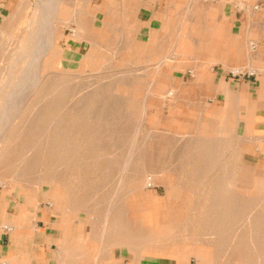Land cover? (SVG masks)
Wrapping results in <instances>:
<instances>
[{
	"label": "rangeland",
	"instance_id": "obj_1",
	"mask_svg": "<svg viewBox=\"0 0 264 264\" xmlns=\"http://www.w3.org/2000/svg\"><path fill=\"white\" fill-rule=\"evenodd\" d=\"M18 1L0 0V85L11 68L14 74L24 67L39 71L43 78L29 95L25 114L12 122L22 130L16 128L0 142V205L18 212L29 203L58 209L69 221L79 215L98 232L107 221L105 236L120 237L130 247L137 244L145 256L179 264H264V130L250 133L242 127L237 134L236 122L222 115L220 107L202 111L185 101L191 54L201 52L194 38L211 33L214 24L224 36L218 25L221 2L177 0L168 16L189 35L185 44L190 56L168 59L159 70L158 58L147 47L150 42L132 39L136 0H88L97 16L84 15L88 20L82 27L99 43L92 46L91 60L83 58L88 40L71 55L72 46H79L68 39L73 37L70 22L55 24L61 35L42 61L33 58V46L23 51L20 66H13L8 57L26 25L42 19L35 17L39 0H27L30 6L18 23L6 20ZM68 1L77 7L84 2ZM226 1L237 11L246 35L251 30L264 40V0H243L256 4L252 16L238 7V0ZM106 10L110 29L101 22ZM247 67L235 81L256 76ZM174 82L180 86L179 97L175 86L170 87ZM242 86L247 104L250 93ZM168 91L175 97H167Z\"/></svg>",
	"mask_w": 264,
	"mask_h": 264
},
{
	"label": "crops",
	"instance_id": "obj_2",
	"mask_svg": "<svg viewBox=\"0 0 264 264\" xmlns=\"http://www.w3.org/2000/svg\"><path fill=\"white\" fill-rule=\"evenodd\" d=\"M136 2L138 12L132 22V39L138 43L150 42L151 46L147 47L153 49L152 56L158 58V62L164 58L190 56L185 44L189 35L182 32V24L168 16V10L174 8L177 0ZM220 6L223 19L218 25H222L224 36L217 33L214 24L211 33L194 38V42L200 44L196 48L201 52L191 54L194 60L187 68L190 79L183 83L190 87L185 101L192 109L200 107L202 111H207L212 105L220 107L222 115L236 122L234 131L237 134L242 127L250 133L264 130V68L253 72L256 76L250 77L247 82H244L246 78L237 82L236 77L227 76L230 67L247 63L249 53L264 55V40L258 39L253 32L251 38L255 39L256 47L250 51L246 45L249 39L237 19V11L232 9L230 1L224 0ZM166 48L168 53L164 52ZM251 63L256 65L258 61ZM170 64L175 67L177 61H170ZM242 83L248 86L250 93L251 101L247 104L241 98ZM172 86H175L176 96L179 97V84L176 86L174 82L170 84ZM48 204L52 205L51 202ZM75 216L69 221L58 209L33 208L30 203L19 212L16 207L4 209L0 205V264H179L175 259L145 256L140 253L137 244L130 247L120 237L114 239L103 234L101 239L100 231L91 222L82 223L79 215L78 218Z\"/></svg>",
	"mask_w": 264,
	"mask_h": 264
},
{
	"label": "bare ground",
	"instance_id": "obj_3",
	"mask_svg": "<svg viewBox=\"0 0 264 264\" xmlns=\"http://www.w3.org/2000/svg\"><path fill=\"white\" fill-rule=\"evenodd\" d=\"M220 2H221L220 4H223L224 3V0H222ZM38 3L40 4L39 5L40 7L37 9L38 10V13L35 14V17L42 18L44 20L41 19V21H39V22L32 20V22H30V23H28V25H26L27 26L26 33L23 32L25 34L24 37H23V39L21 41L20 40L17 41L16 47L14 48L13 51H11V50L8 51L9 53L11 51V55L8 57V58H11V61H10L11 65H13V66L14 65H19L20 64V61L24 58L23 51H25V49H27L28 47L32 48L33 46H34V49L36 51V54H33L34 57L33 56L32 57L35 60H37V61H42L44 59L45 55L48 53V50H49L50 46L54 45L55 42L58 40V37L61 35L60 33H57L56 32V29L57 28H54L55 27V24H57V23L68 24L70 22H72L74 24V28H72L73 33L71 34L73 37H68V39H72V42L73 43H76L77 42L78 43V46H79L78 48L73 47L74 45L72 46V48H71V55L73 56L76 53H78V50L81 49L80 43H83L84 40H88L87 42L89 43V47H88L87 51L83 53V58L86 59V60H88V61L91 60L92 59V56H94V53H95L94 52V49L91 51L92 46L95 45V48H96V46L99 43H98V41L96 39H94V38H92L90 36L91 34H90V31L89 30L83 29V27H82V26H84L83 24L85 23V21L87 19V18H84V15H88L89 18H90V16H91V18H95L97 16L96 13L93 14V10L91 9V7H89V5H88L89 4V1L88 0H84L83 6H79V7H77V4L75 2H74L75 4L74 3L71 4V3H69L68 0H39ZM114 3L116 4V2H114ZM237 4H238V7L240 9L245 8L246 11L251 16L252 15H255L257 13L256 10H255V9H257L256 4L255 5H248L246 3V1L243 2V0H238L237 1ZM70 5H71V7H70ZM28 6H30V3L27 2V0H19L16 3V5H15L14 11L12 12V14L6 20L15 18L16 19V22H17V19L20 18V15L22 14V12L26 8H28ZM84 7L86 8L85 10L83 9ZM82 14H83V16H82ZM109 14L110 13L107 12V10H106L105 11V14H104V18L101 19L102 25L104 26L105 29H110L111 28L110 26L113 24V22L111 20H109V17H108ZM37 23H39V25L41 27H39V28L37 27L36 28V24ZM8 27H10V26H8ZM47 27H49V29ZM21 31H19V32H21ZM9 35H11V34H9ZM253 35H254L253 32H248L247 35H246V38L249 39V41H247L246 45H247V47H248V49L250 51H253L255 49V47H256V41H255V39L251 38ZM27 39H28L29 42L30 41L33 42V44L32 45H29L31 43H28L26 41ZM3 43H5V42H3ZM7 48H9V46ZM35 51L33 53H35ZM258 55H259V53H256V54H254V52H252V54L249 53L248 54V61H247L246 64H242V63L241 64H236V65H234V66H232L230 68H232L234 71H240L241 69L243 70V68H245L246 66H248L249 69L251 70V72L252 71H255V72L261 71L264 68V60L262 58L259 59L258 58ZM4 57H6V56H4ZM33 58H32V60H33ZM29 60L31 61V59H29ZM253 60L254 61L257 60L258 63H256V65L252 64L251 62ZM167 61H168L167 58L161 59L158 63H156V68L157 69H160V67L163 64H165ZM29 65H31V64H29ZM38 66H39V63H38ZM36 67L37 66H35V68ZM27 69H25V67L24 68H20V71L18 73L14 74L15 71L11 68L10 71H9V73H8L9 77L8 78L4 77V78H6V80L3 82V84L0 85V96H1V101H0L1 102V106H0L1 107V112H0V142H4L6 139H8V137H9V135H10L11 132H14L15 130H17L16 129V128H18L17 127L18 126L17 123H16V125H14L12 122L15 121L17 118H21L25 114V112L27 110L26 105H29L28 97H29V95L31 93L35 92L34 89H36V86L38 84H40V82H41V80L43 78V77L41 78V75H40L39 71H35L34 73H32V72H28ZM157 72H159V71H157ZM134 74H135V72H134ZM16 77L18 79H17V82L14 83L12 80L14 78H16ZM26 79H27V81H26ZM1 81H2V79H1ZM11 82L15 84L12 87H10V83ZM172 94H173L172 91L171 92L168 91L166 93V96L167 97H170V95H172ZM170 98H173V97H170ZM31 103L32 102H30V104ZM33 120H34V118H33ZM25 123H26V120H25ZM28 125H30V123H28ZM22 127L18 128V130L21 131L22 130ZM138 134H136V135H138ZM65 138H66V136L63 137V139H65ZM259 140L260 139H258V141ZM0 145H1V143H0ZM140 145H142V144H140ZM35 146H37V144ZM4 147H5V145H4ZM4 147H2V149ZM41 152H43V151H41ZM131 154H132V152L130 153V155ZM131 157H134V156L131 155ZM128 163H130V162H128ZM22 170H23V168H22ZM20 174H23V173L20 172ZM144 185L147 186V182H144ZM101 222L103 223V221H101ZM106 222L104 223L103 227L101 225L102 229L100 231V237L104 233V227H106ZM102 237H101V239H102Z\"/></svg>",
	"mask_w": 264,
	"mask_h": 264
},
{
	"label": "built area",
	"instance_id": "obj_4",
	"mask_svg": "<svg viewBox=\"0 0 264 264\" xmlns=\"http://www.w3.org/2000/svg\"><path fill=\"white\" fill-rule=\"evenodd\" d=\"M230 73L232 74L233 77H236L237 75L240 74V71H234L233 69H230ZM248 74H252V73H248ZM5 229H7V227H4Z\"/></svg>",
	"mask_w": 264,
	"mask_h": 264
}]
</instances>
